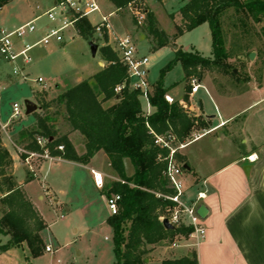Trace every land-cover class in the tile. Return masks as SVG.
Returning a JSON list of instances; mask_svg holds the SVG:
<instances>
[{
    "label": "rangeland",
    "instance_id": "1",
    "mask_svg": "<svg viewBox=\"0 0 264 264\" xmlns=\"http://www.w3.org/2000/svg\"><path fill=\"white\" fill-rule=\"evenodd\" d=\"M97 1L101 4L106 0ZM183 3L182 0L161 2L135 0L122 9L115 10L114 6H111L106 12H103L104 15L113 14L110 18L112 28L109 33L105 32L100 35L95 29L93 36L86 40L79 35L76 28L69 29L66 32V40L61 45L52 43L48 46L33 48L28 53L31 61L24 65L23 79L21 75L14 74L12 64L0 60V63L2 61V64L8 68L7 70L0 66L1 80L5 82V88L0 94V120L4 126H7L6 134L1 128L0 122L2 144L7 143L14 156L16 180L21 184L31 183L25 187L26 190L25 188L22 190L28 200L31 201L29 196L32 197L31 203L45 225L40 233L44 240L40 256L32 258L26 247L24 249L14 248L8 254L0 253V264H115L113 233L107 224V218L111 215L107 204L109 197L102 195L101 190L112 182H116L118 178L112 177L114 173L106 161L104 153H98L89 165H82L75 162L49 160L37 152L28 161L23 159L26 164L24 167L18 159L19 152L10 140H17L20 134V132L18 133L19 129L33 128L37 123L38 116L54 117L55 126L60 135L69 133L71 127L66 120L65 108L58 106L54 99L79 82L90 80L104 68L103 65L98 64L103 62L100 54L102 46H110L120 57L117 38L125 35L131 36L135 41L137 56L148 58V82L151 86L162 80L164 87L174 100L185 101L184 109L189 114L193 115V111L202 110V108L199 109L201 101L205 109V89H201L196 96H192L189 91L188 99L185 100L186 87L188 85L191 88L192 79L186 82L182 64L177 63L167 70L168 64L175 58V46L170 44L160 50H153L146 35L145 23L140 25L137 22V13H145L146 10L154 9L158 16L159 28L173 39L176 24L179 21H173L167 14L179 10ZM52 7H54V0H13L0 10V28L19 27L35 19L38 30L48 28L52 22L43 14ZM57 12H60V9ZM39 16L40 18H38ZM87 19L94 28L100 22L98 14H93ZM223 27L230 56L228 60L230 69L227 73L207 69L200 70L202 74L200 82L205 86V79H209L219 90L238 95L250 81L259 82L260 80L264 63V38L260 37L262 30L259 25L248 20V26L245 28L240 23L239 16L232 9L226 11L223 17ZM105 34L108 37L107 40ZM42 36L37 34L36 38H22L21 42L32 43ZM91 43L98 46L96 56L92 54ZM176 45L185 51H198L204 56H211L212 33L210 26L203 24L184 33L177 39ZM253 49L255 56L252 59L250 52ZM18 62V66L21 67L23 59L20 58ZM103 64L105 67L108 65L106 62ZM39 77L45 80V85L37 82ZM193 78L199 79L198 77ZM14 103L21 106L19 118L12 117V104ZM27 106L35 108L29 115L26 114ZM161 137L164 139L167 135H161ZM73 142L74 147L85 152V139L82 135L76 133L73 136ZM172 145L177 149L175 154L177 164L186 163V159L183 157V154L186 153L200 170L205 171L209 157L220 156L216 150L219 147H224L225 144L217 142L214 135L206 137L204 135L200 140L191 143L184 153L179 148L180 144L176 139ZM26 152L30 154L34 151L26 150ZM22 155L27 156L26 154ZM53 158L55 157L53 156ZM45 161L48 162L43 166ZM125 167L127 174L133 173L134 167L129 159L125 160ZM91 169L104 174L102 189L95 185ZM29 176H33L35 179L27 182ZM8 211L7 205L0 200V219ZM164 215L165 212H161L160 218ZM8 240L9 236L0 232V246L6 244ZM175 240L180 245L189 242L185 236H178ZM49 245L52 247L53 253L45 251ZM156 247L158 248L156 254L161 259L176 258L185 254L184 249L180 247L176 249L177 247H173L172 243L165 242Z\"/></svg>",
    "mask_w": 264,
    "mask_h": 264
},
{
    "label": "trees",
    "instance_id": "2",
    "mask_svg": "<svg viewBox=\"0 0 264 264\" xmlns=\"http://www.w3.org/2000/svg\"><path fill=\"white\" fill-rule=\"evenodd\" d=\"M12 1L0 0V10ZM108 1L122 9L135 0ZM184 3L179 10L180 23L176 24L173 39L159 28L155 15L149 10L145 11L144 28L153 50L157 51L170 44L175 46L174 41L180 36L205 23L210 26L212 57L180 48L167 66L168 70L181 63L186 82L193 77L202 80L200 70L203 69L224 73L230 69L223 27L227 10L232 9L245 28L248 20L259 25L262 30L260 37L264 38V0H184ZM171 17L174 18L173 15ZM75 28L86 40L95 31L87 18L78 19ZM105 39H108L106 34ZM100 54L103 62L108 64L106 67L90 80L80 82L54 99L58 106L65 108L66 120L71 127L69 133L78 132L85 139V153H77L69 133L60 135L55 118L49 115L38 116L36 125L21 131L16 142L25 149L43 153L38 138H45L51 156L84 165L103 151L118 177L116 182L101 190L104 196H120L118 213L107 218L113 233L115 264H148V255L155 246L173 243L178 236L188 237L192 232L190 227L167 229L160 219V213L165 211L167 204L156 193L172 192L165 174L170 150L156 145L155 135L170 134L179 144L188 145L210 129L212 120L189 114L180 101L169 103L165 98L169 93L162 80L152 86L149 95L151 112L148 114L140 91L129 87L128 69L118 53L105 45L100 48ZM231 73L234 74L233 71ZM119 86L122 89L117 93ZM189 91L191 88L187 85L185 100ZM111 100L116 102L106 107L105 104ZM59 146H64V150L59 151ZM127 159L134 167L131 175L126 172ZM31 180L33 178L29 176L28 181ZM0 196L9 208L0 219V232L9 236L8 242L0 246V253L26 247L31 257L37 258L44 247L40 233L45 225L17 183L13 159L2 144L1 131ZM161 264H199V261L194 252L192 257L185 255L180 259H166Z\"/></svg>",
    "mask_w": 264,
    "mask_h": 264
},
{
    "label": "crops",
    "instance_id": "3",
    "mask_svg": "<svg viewBox=\"0 0 264 264\" xmlns=\"http://www.w3.org/2000/svg\"><path fill=\"white\" fill-rule=\"evenodd\" d=\"M58 1L54 0V5ZM155 1L161 2L165 0ZM99 5L102 12H106L109 7L114 6L108 0ZM114 8L115 10L117 9L115 6ZM179 10L170 12L167 16L173 21H179L180 23ZM150 11L155 15L157 22H159L155 10ZM172 15L174 18L171 17ZM16 28L18 27L10 28V30ZM46 30L47 28L39 29L31 38H36L37 34L44 36ZM176 41H174V44L175 50L177 51L179 48L176 45ZM21 44L19 42L18 46L20 47ZM253 51L254 49L251 50V53H255ZM256 54L258 53L256 52ZM209 57H212V55ZM18 61L19 59L14 63H7L12 64L14 70L17 68L19 73L14 74L21 75L23 79L24 65L26 63L23 61L24 63L22 62V66L20 67L18 66ZM98 64L105 67L103 62ZM0 66L8 70L6 65L2 64V61ZM262 68L259 82L254 80L250 81L248 86L238 95H232L219 90L209 79H205V86L201 84V89H205V109L201 101L199 109L202 108V110H199L200 112L193 111L192 113L195 116H203L212 120V125L209 130H205L203 135L191 143L200 140L204 135L205 137L214 135L217 142L225 144L224 147H219L216 150L220 156L215 157L212 155L209 157L205 171L200 170L190 156L184 153L191 143L182 149L184 153L183 157L186 159V163L183 166L187 164L189 167V170H185L184 172L186 199L189 201H197L199 193H205V198L198 201V207L204 205L208 210L207 217L203 220V224L207 230L206 237L196 247L191 246L193 243L192 240L180 245L179 247L184 249L185 254H180L181 256L176 258L161 259L156 254L158 249L156 247L149 253L147 259L148 264H161L163 260L180 259L194 252L197 254L199 264H264V63ZM1 79L0 75V94L5 88V82ZM200 90L192 96H196ZM169 96L172 97L171 95ZM115 102L114 100L107 102L106 107L112 106ZM180 103L185 105V101H181ZM6 127L1 122V128L7 134ZM21 131L23 129H19L18 133ZM76 133L78 132L69 133V138L74 146L73 136ZM7 138L9 139L8 136ZM3 140L5 141V139ZM10 142L14 145L17 152H20V150H28L16 141L10 140ZM3 144L12 156L14 174V156L7 143L4 142ZM75 149L79 154L85 153L79 151L76 147ZM104 155L109 164L107 155L105 153ZM23 156L19 153L18 159L26 167ZM93 159L94 157L87 165ZM53 160L71 162L63 160L61 157H55ZM47 162L45 161L43 166ZM246 167H249L248 174L245 173ZM112 172L114 173L113 170ZM101 174L104 178V174ZM31 177L35 179L33 176ZM112 177L114 179L118 178L115 173ZM27 182L29 181L27 180ZM17 183L21 188H25L31 184L30 182L21 184L18 181ZM29 199L32 201L31 196H29ZM179 247L176 249H179ZM21 248L24 249V247ZM9 252L4 254H8Z\"/></svg>",
    "mask_w": 264,
    "mask_h": 264
},
{
    "label": "built area",
    "instance_id": "4",
    "mask_svg": "<svg viewBox=\"0 0 264 264\" xmlns=\"http://www.w3.org/2000/svg\"><path fill=\"white\" fill-rule=\"evenodd\" d=\"M60 9V12H57ZM100 15V22L95 26L96 32L102 35L105 32L111 31L110 18L113 14L104 15L97 0H59L54 7L46 11L43 16H47L52 22V26L48 27L44 36L40 39L33 41L32 43L21 42L22 38H28L34 36L38 32V28L35 25V20L22 25L16 29L0 28V60L8 63H14L18 59L22 58L23 61L28 64L31 61L29 52L35 47L48 46L52 43L62 44L66 40V32L69 29H75V23L80 18H89L93 14ZM137 22L142 25L145 20V13H137ZM40 18V16L38 17ZM21 42V46L18 43ZM118 48L120 50L121 62L127 67L129 75V87L132 90H139L142 98L144 99L147 107V112L150 114V101L149 95L151 93V86L148 82V58L137 56V49L135 42L130 36H123L117 38ZM15 74L19 73V70L15 68ZM37 82L41 85H45L46 82L43 78L39 77ZM202 88L199 79L193 78L191 81V95L196 94ZM122 87L116 88V92L119 93ZM169 103H173L175 100L169 95L165 97ZM184 106V105H183ZM21 116V106L18 103H14L12 107V117L19 118ZM156 137V145L168 148L170 150L168 156V165L166 170V177L168 179L169 188L171 193H156V196L165 202V215L160 219L163 223L164 220H168L174 228L190 227L192 232L187 237V240H192L191 246H199L206 237V227L203 224V219L198 215V201L205 198V193H199L197 201H189L185 197V180H184V166L179 165L175 161V154L177 152L176 147L172 145L175 138L172 135H167L164 139L161 136ZM198 138V137H197ZM48 140L45 138H38V144L44 152L40 156L53 160L46 145ZM186 145L180 144L179 148L183 149ZM59 151L64 150V146L58 147ZM21 155L26 154L25 160L28 161L37 152H31L27 154L26 150H20ZM95 185L102 189L104 187V178L100 172L95 170L91 171ZM120 200L119 195H112L107 199L108 208L111 215L118 213V202ZM182 236V235H180ZM173 247H179L180 244L177 240L172 243ZM47 253H53L52 247L49 245L46 247Z\"/></svg>",
    "mask_w": 264,
    "mask_h": 264
},
{
    "label": "water",
    "instance_id": "5",
    "mask_svg": "<svg viewBox=\"0 0 264 264\" xmlns=\"http://www.w3.org/2000/svg\"><path fill=\"white\" fill-rule=\"evenodd\" d=\"M90 45H91V50H92V54H93V56H96V55H97V51H98V46L95 45V44H93V43H91ZM250 56H251V58L253 59L254 56H255V53H251ZM235 72H236V71H235ZM34 110H35L34 107H32V106H27L26 114L29 115V114H31ZM184 169H185V170H189V167H188L187 165H184ZM248 171H249V167H246V168H245V173L248 174V173H249ZM207 214H208V210H207V208H206L204 205H201V206L198 208V215L204 220V219H206ZM163 225H164V227L167 228V229H174V227L169 223L168 220H164V221H163ZM192 255H193V254L190 253L188 256H189V257H192Z\"/></svg>",
    "mask_w": 264,
    "mask_h": 264
}]
</instances>
